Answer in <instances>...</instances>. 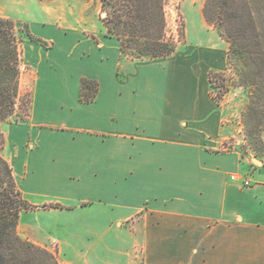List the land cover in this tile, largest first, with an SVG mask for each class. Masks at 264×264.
<instances>
[{"label": "crops", "instance_id": "crops-1", "mask_svg": "<svg viewBox=\"0 0 264 264\" xmlns=\"http://www.w3.org/2000/svg\"><path fill=\"white\" fill-rule=\"evenodd\" d=\"M27 1L44 43H20L30 106L2 149L36 206L20 212L22 238L54 242L68 264H264V154L242 152L233 114L211 94L229 43L200 1L182 4L185 42L154 59L128 57L101 21L67 26L89 1ZM81 77L98 83L88 102Z\"/></svg>", "mask_w": 264, "mask_h": 264}, {"label": "trees", "instance_id": "trees-1", "mask_svg": "<svg viewBox=\"0 0 264 264\" xmlns=\"http://www.w3.org/2000/svg\"><path fill=\"white\" fill-rule=\"evenodd\" d=\"M165 1L100 0L106 34L118 39L121 51L133 57L171 55L177 43L166 36ZM203 15L209 23L217 24L219 36L229 43V60L241 65L240 85L250 91L242 116L244 132L247 139L255 141L264 126V0H206ZM15 27V21L0 16V122L12 114L18 97L21 39ZM26 35L44 43L29 32L28 25ZM97 89V81L82 77L80 100H92ZM34 207L23 198L10 164L0 154V264H60L53 252L17 233L20 212Z\"/></svg>", "mask_w": 264, "mask_h": 264}, {"label": "rangeland", "instance_id": "rangeland-1", "mask_svg": "<svg viewBox=\"0 0 264 264\" xmlns=\"http://www.w3.org/2000/svg\"><path fill=\"white\" fill-rule=\"evenodd\" d=\"M39 1L47 3L52 0H39ZM85 1L90 2V7L86 10L85 20H83L81 24H79L76 18H74L73 16H69L67 18L68 19L67 26L69 27L79 26L81 29H86V30H90L93 28L100 29L101 28L100 21L102 22L100 18V0H85ZM186 1L188 0H166L164 3V13L166 20V27H165L166 36L169 39L173 40L175 43H177L176 48L178 45L183 44L185 42L186 24L182 13V6ZM199 1L201 4V10L203 14V6L206 0H199ZM195 2L197 1L195 0ZM0 10L1 13L3 11L8 16L5 18H9L15 21L16 23L15 34L17 38L21 39V41L25 38H28L26 35L27 21L25 18L32 16L34 12L38 11V7L33 2L31 3L28 2L27 0H12V2L11 0L9 1L1 0ZM96 10L98 11V16H99L98 19L95 17H91L92 15L91 13L95 12ZM57 11L58 12L61 11L60 6L57 7ZM207 23L218 34L217 24L209 23L208 21ZM102 25L105 28L103 22ZM262 32H263L262 43L264 44V26ZM33 36L41 40V38L35 35ZM21 41L19 42V48ZM126 55L131 58H140V57H133L130 54H126ZM140 59H148V58L143 57ZM227 63H228V67L226 71L214 72L211 75V80H212L211 94L218 101L220 105L230 110V112L233 114V117L235 118V121L239 126L240 136L242 139L240 149L242 150V152L248 153L251 157L257 158L264 154V126L261 127V131L259 132L258 138L255 141L249 140L245 137L242 116L248 101L250 91L247 87L240 85L239 74H240L241 65L234 59L229 60L228 57H227ZM24 73L25 70L23 67V63L22 61H20L18 97L16 99V104L12 114L9 115L5 120L0 122V133L2 137L0 138V154H2V149L4 147V131L7 124L14 121L24 120L28 116V110L30 106V93H29L30 84L24 80ZM22 214L23 212H21V215ZM22 232L23 231L20 222V227L19 229H17V233L21 238L23 237ZM45 248L50 250L56 255L57 260L60 264H68L58 254L57 244L51 242L50 246Z\"/></svg>", "mask_w": 264, "mask_h": 264}, {"label": "built area", "instance_id": "built-area-1", "mask_svg": "<svg viewBox=\"0 0 264 264\" xmlns=\"http://www.w3.org/2000/svg\"><path fill=\"white\" fill-rule=\"evenodd\" d=\"M226 147H227V146H226ZM243 183H244V184H248V181H244Z\"/></svg>", "mask_w": 264, "mask_h": 264}]
</instances>
